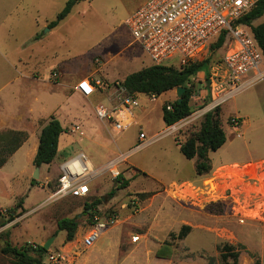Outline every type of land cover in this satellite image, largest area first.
<instances>
[{"label":"rangeland","instance_id":"374dc122","mask_svg":"<svg viewBox=\"0 0 264 264\" xmlns=\"http://www.w3.org/2000/svg\"><path fill=\"white\" fill-rule=\"evenodd\" d=\"M66 2L0 0V17L3 18L0 29L4 31L6 43L3 50L8 52L11 60L15 61L18 56L26 57L29 58V68L37 65L33 57L36 43L34 34L37 30L48 34L47 21L55 19ZM140 2L142 0H76L71 12L54 26L51 34L54 49L60 55H80L84 67L86 61L90 67H104L96 75L100 76L106 70L110 73L109 78L119 80L144 64L150 65V57L125 24L131 10ZM263 21L264 14L255 19L254 24ZM222 55L221 47L209 48L206 52L203 58H208L206 68L192 80L195 85L191 98L192 112L169 126L173 135H162L151 144L134 148L139 142L140 126L147 133V139L151 129L162 126L159 108L178 97L176 90L159 95L155 100L141 96L139 105L132 106L130 111L133 116L143 111L148 122L128 123L122 132L116 131L110 123L106 129L107 148H99L85 136L76 134L82 139L79 142L87 153L111 154L112 158L127 154L126 160L119 163L117 169L128 180V185L120 188L113 198L108 196L111 189H104L102 195L106 201L102 200L98 205V213L108 215L113 212L118 216L119 220L113 224L125 225L126 238L122 246H130L131 251L122 253V249L116 246L115 242L121 235L119 231L111 230L113 224L94 245L85 250L83 246H76L74 239L67 241L64 237L62 240L66 231L58 230L57 221L61 217L78 215L76 238L82 239L87 232L91 220L88 213L83 212V206L85 201L93 199L92 194L85 197L69 194L53 196L51 194L57 188L58 178L49 189L21 178L10 182L5 173L0 174V205L9 208L4 210L0 220L8 219L10 215L12 218L0 226V264H14V256L1 250L8 241L17 246L24 243L38 245L52 235H56V238L43 255L42 264H155V260L161 259L155 256L154 240L165 234L162 225L157 228L163 209V226H174L175 229L171 231L177 233L182 225L180 220L184 218L185 222L182 223L191 226L187 237L177 239L168 236V242L159 247L160 256L170 254L174 264H210L211 257L215 264H221L218 245L226 241L240 249L237 264H255L256 259L264 264V160L245 163L264 158V80L251 83L233 93L225 102L210 107L213 93L230 88L224 82ZM96 58L100 61L96 62ZM18 65L20 68V63ZM117 85V82L112 83L115 89L114 106L108 108L116 107L120 97L129 94L126 90H117ZM150 98H153L152 95ZM216 107L222 108V126L227 139L220 148L209 152L214 167L206 175L207 190L198 191L188 185L159 184L157 178L167 183L181 176L193 175L195 168L191 160L181 152L175 140L183 142L188 135L197 131L204 114ZM233 116L240 117L238 125L231 122ZM137 118L140 120V116ZM90 119L94 121L93 116ZM130 149L128 156L126 152ZM129 161L136 163L143 171L133 170ZM12 164L9 163L8 167H12ZM106 165V178L113 179L115 186L118 183L116 176ZM18 193L20 195L16 197ZM21 197L28 212L17 208ZM13 202L17 207H10ZM12 208L14 211L11 214L9 209ZM143 232L150 238L140 235L139 240H132L133 235ZM49 254L59 257V261L51 262Z\"/></svg>","mask_w":264,"mask_h":264},{"label":"crops","instance_id":"0c3cea01","mask_svg":"<svg viewBox=\"0 0 264 264\" xmlns=\"http://www.w3.org/2000/svg\"><path fill=\"white\" fill-rule=\"evenodd\" d=\"M144 1L145 0H142V2L135 6L131 11L137 8ZM2 22L3 18L0 17V23ZM48 23L49 21H47V26ZM54 29L55 27H49L48 34L42 33L41 30H37L35 32L34 42L36 43L33 57L37 62V65H34L31 68L28 67L29 58L18 56L15 61L10 59L8 52L3 50V46L6 45V43L4 41V31L0 29V133L3 131H23L27 134V138L13 153L7 157L5 163L0 167V174H8L6 176L10 182L19 180V178H21L22 180L31 183V180L34 178L33 171L35 170L36 166L34 164V157L37 152L41 129L48 122L50 117L54 115L60 120L65 130L59 136L57 154L55 158L50 163H43L39 165V177L35 178L37 180V186H47L50 189L53 181L59 178L61 174L62 164L68 158L77 155L80 152H84L88 156L89 164L93 169L92 175L89 177V194H92L93 198L102 197L104 189H112L114 187L113 179H107L104 173V165H106V163L112 159V156L111 154L107 156L106 154H100L99 152L96 153V155L90 152L87 153L85 149L82 148V143L79 142L82 139H79L78 137L85 136L88 141L97 147L107 148L108 141L106 129L109 128L111 124L106 120L99 119L95 112V106H114L113 96L115 89L113 88L112 83L123 80L129 73L120 78V80L119 78H109L110 73L106 70H104L103 73L98 76L96 73L100 72L104 68L103 66L90 67L88 61H86L84 67L83 58L80 55H60L59 52L53 47L54 39L51 34H53ZM17 62L20 63L21 70L18 67L19 65ZM106 64L107 63L105 62V65ZM145 66L148 65L144 64L142 68ZM12 70L14 73H12ZM55 71L57 72V76L53 77L52 72ZM83 78H90L93 81L102 80L109 86L104 89L98 88L91 95L86 96L77 86L78 82ZM11 83L14 84L12 87H10ZM174 90L175 88L168 90L161 95ZM134 95L137 97V99H140V97L144 95L147 97L149 96V100H155L158 98L157 96L150 98V94L140 92L134 93ZM117 103H115V105ZM159 112V115L162 118V126L159 128H154V126H152L154 129H151L149 132L150 135L148 139L147 133L142 129V126H140V132L144 131L146 136L144 140L139 145L136 144L134 148L151 144L162 135L174 134L172 130L168 129L170 125H167L163 120V110L159 108ZM123 113L125 119L129 123L134 121L135 123H139L140 121L148 122L144 117L145 114H142L144 113L143 111L137 116H133L131 111H124ZM91 116L94 117V121L90 119ZM138 116H140V120H137ZM76 134L79 136L77 137ZM3 140H1L0 144L3 142ZM175 141L177 143V140ZM177 145L180 148L178 143ZM86 148L88 149V147ZM130 151L131 149L126 152L128 153V156L130 155ZM189 160H191L192 165L195 168L196 157L190 158ZM262 160H264V158L255 161H248L245 163L258 162ZM12 162L14 163L12 164L13 166L8 167L9 163ZM129 163L133 166V170L143 171L141 168H138L136 163L132 161H129ZM211 164L213 168L214 164L212 161ZM206 175L207 173L198 174L195 170L193 175L190 176H181L172 179L167 183L161 178H157V182L165 186H167V184L176 186L188 185L195 190L205 191L208 188V185L206 184ZM119 190L120 188L117 189L116 192L118 193ZM164 190H160V192ZM28 191L30 192L31 190ZM19 195L20 194L18 193L15 196L17 197ZM20 199H22V205L18 206L17 208H20L21 210L24 209V212H28V210L25 208V201L23 197ZM15 203L16 202L10 204V207H15ZM6 208H9V206L4 207L0 205V212L3 215ZM164 218L165 210L163 209L162 214L158 218L157 228H159V225H162V230H164L165 234L162 238L157 237V240L153 239L156 242L155 256L158 259H161L155 260V264H174L170 254L164 257L158 254L159 247L168 240V236H171V232H174L171 230L175 229L174 226L170 224L163 226ZM118 220L119 219L117 216L116 221ZM182 222H185V218L181 219L180 223L182 225L187 224ZM109 227H111V225ZM109 227L106 230L110 229ZM111 230L114 232L119 231L121 235V237H118V240H116L115 243L116 246L122 249V253H128L131 251L129 248L130 246H122L123 239L125 240L126 238L125 225L123 223H115L113 224V228ZM139 235L149 237L146 232L140 233ZM64 237L66 238V232L65 235L62 236V240H64ZM76 237L77 235L75 234L73 241L76 243V246H83L84 250L88 248L83 245V238L81 239L80 237ZM185 237H187V235ZM127 240L129 239L127 238ZM147 264H149V262H147Z\"/></svg>","mask_w":264,"mask_h":264},{"label":"built area","instance_id":"2783aa9c","mask_svg":"<svg viewBox=\"0 0 264 264\" xmlns=\"http://www.w3.org/2000/svg\"><path fill=\"white\" fill-rule=\"evenodd\" d=\"M258 1L145 0L130 12L125 19V24L133 38L140 43L150 57L151 64L176 67L202 60L211 43L225 33L222 64L224 82L230 88L213 93V102L210 107H215L225 102L239 89L264 80L263 50L251 27L238 22V19L250 11ZM95 61L100 60L96 58ZM52 76L56 77L57 72H52ZM117 84V90H126L119 82ZM77 86L84 95L89 96L96 89H104L109 85L102 80L93 81L90 78H83ZM152 97L154 98L155 95ZM138 105L137 97L134 93H129L120 97L116 107L96 105L95 112L99 119L108 121L116 131L122 132L129 123L123 112L130 111L132 106ZM231 122L238 125L240 117L233 116ZM145 136L144 131L139 133L138 145ZM126 158L127 154H119L107 163L106 168L117 177L118 165ZM92 171L88 156L84 152L68 158L61 166L57 188L52 195L87 196L90 191L89 177ZM116 220L115 213L108 215L96 213L83 236V245L86 247L94 245L102 233ZM139 236V234L132 236V240H138ZM49 258L51 262L59 261V257L53 254H49Z\"/></svg>","mask_w":264,"mask_h":264},{"label":"trees","instance_id":"16d2710c","mask_svg":"<svg viewBox=\"0 0 264 264\" xmlns=\"http://www.w3.org/2000/svg\"><path fill=\"white\" fill-rule=\"evenodd\" d=\"M76 0H67L63 9L58 12L56 18L49 21L50 28L56 26L70 12ZM264 14V0H259L257 4L246 14L238 19V22L247 24L251 27L260 47L264 53V21L259 24H254V20ZM226 40V34L222 33L218 38L211 43L210 48H223ZM208 63V58L196 60L185 64L181 67L168 66L163 64H151L139 70L133 71L119 81L126 91L132 93H146L159 96L162 93L174 89L178 86H184L185 90L181 99L177 97L173 101H167L163 104V120L167 125H172L175 122L187 117L192 112L191 98L195 91V85L192 83L194 76L198 72L204 70ZM209 94V91H208ZM60 120L54 115L50 117L48 122L42 127L39 144L34 164L41 165L50 163L57 154L58 141L60 134L64 131ZM27 138V134L23 131H3L0 133V167L5 163L7 157L13 153L21 143ZM226 132L222 126V108L207 111L200 124V128L188 135L183 141L177 143L180 145L181 152L187 158L196 157L195 170L198 174L209 173L212 170V164L209 157L210 151H215L220 148L226 141ZM115 180L118 182L108 193L112 198L116 190L128 185V180L122 174H119ZM33 184H37L35 178L32 179ZM101 197H95L91 201H85L83 212L88 213L91 222L96 213H98V205L101 203ZM22 205V199L17 203V206ZM15 206V207H17ZM14 208L9 209L12 214ZM24 210V209H23ZM0 212V217H2ZM4 218L0 220V226L5 225L10 219ZM58 230L66 231V240H73L77 232L79 221L78 215L74 217H61L57 221ZM191 230L189 224H183L180 230L175 233L171 232V237L182 239ZM168 241H165L167 243ZM221 264H237L239 260L240 249L233 243L228 241L219 244ZM2 252L10 253L14 256V264H42V257L48 251L43 244L32 245L23 244L21 246L12 245L9 241L2 247ZM160 255V252L158 251ZM231 259V260H230ZM210 264H215L213 257L209 259ZM255 264H260V260L256 259Z\"/></svg>","mask_w":264,"mask_h":264},{"label":"water","instance_id":"95a60500","mask_svg":"<svg viewBox=\"0 0 264 264\" xmlns=\"http://www.w3.org/2000/svg\"><path fill=\"white\" fill-rule=\"evenodd\" d=\"M208 83H210V79H208ZM175 90H176L177 96L181 99V96H182V94H183V91L185 90V87H184V86H178V87L175 88ZM33 177H34V178H38V177H39V165H36V166H35V171H34V173H33ZM101 199H102L103 201H106V198H105L104 196H102ZM54 238H55V235L50 236V237H49V238L43 243V245L48 249V248L50 247L51 243L53 242Z\"/></svg>","mask_w":264,"mask_h":264}]
</instances>
